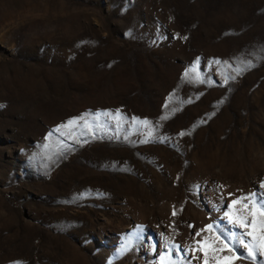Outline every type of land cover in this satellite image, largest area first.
<instances>
[{"label":"rangeland","instance_id":"374dc122","mask_svg":"<svg viewBox=\"0 0 264 264\" xmlns=\"http://www.w3.org/2000/svg\"><path fill=\"white\" fill-rule=\"evenodd\" d=\"M262 182L264 0H0V264H254Z\"/></svg>","mask_w":264,"mask_h":264},{"label":"snow or ice","instance_id":"6c2138e0","mask_svg":"<svg viewBox=\"0 0 264 264\" xmlns=\"http://www.w3.org/2000/svg\"><path fill=\"white\" fill-rule=\"evenodd\" d=\"M217 63H219V61H217ZM185 75H187V73H185ZM225 83H227V79H225ZM82 119H84L83 116L78 118H73L72 120L68 121L66 124L58 126L54 131L59 132L61 128H71L74 124H77ZM133 119L138 120L139 118H133ZM140 122L145 125L149 123L147 120ZM85 123L87 124V121H85ZM184 134L185 133L183 132L180 133V135H184ZM51 135L52 133L50 132L49 137H51ZM45 147H47V145H45ZM260 187L264 188V182L261 183ZM229 195L232 194L229 193ZM236 204H241L244 209L249 210V215L251 216V220L249 221L247 216H241L237 218V217H233L230 213L226 214L229 216V219L233 224H238L240 228L245 229V231L229 232V234L226 236L223 233H221L220 236H223L224 238L221 239L220 236H217L216 240L219 242V245H222V247H212V251L213 252H223L225 250L229 252L239 251L240 254L243 255L246 259L252 260L254 264H264V192L257 191L238 197L236 200L232 201V205H236ZM175 214L176 213L174 212L173 215ZM257 216L260 217L259 220H257ZM258 226H259V232H257ZM205 230L213 231L214 225L213 224L206 225V228L202 229L201 232ZM196 235H200V233H196ZM248 237H250L251 239H247ZM237 245L242 246V248H237ZM172 247L175 248L176 251L183 250L182 246L180 245H173ZM242 249H246V252H244ZM196 250L205 251L204 264H208L207 250L201 248L200 241H197ZM170 255L171 252L162 255L160 257L161 264H165V260ZM258 257H261L259 261H258ZM237 258L239 257L235 255L225 256L223 257L222 260L218 259L217 264H231V262Z\"/></svg>","mask_w":264,"mask_h":264}]
</instances>
